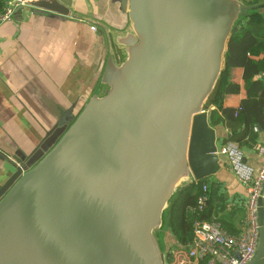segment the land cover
<instances>
[{
  "label": "water",
  "instance_id": "water-1",
  "mask_svg": "<svg viewBox=\"0 0 264 264\" xmlns=\"http://www.w3.org/2000/svg\"><path fill=\"white\" fill-rule=\"evenodd\" d=\"M25 5L99 26L109 52L78 114L0 187V264H166L172 197L220 167L208 113L227 42L264 2L121 0L122 31L73 12L70 0ZM257 216L246 264H264V183Z\"/></svg>",
  "mask_w": 264,
  "mask_h": 264
},
{
  "label": "crops",
  "instance_id": "crops-1",
  "mask_svg": "<svg viewBox=\"0 0 264 264\" xmlns=\"http://www.w3.org/2000/svg\"><path fill=\"white\" fill-rule=\"evenodd\" d=\"M70 2L73 12L110 29L122 31L127 26L121 0ZM92 25L96 28L92 29ZM108 49L99 26L26 5L17 7L10 20L0 23V187L16 167L31 166L52 146L64 129L51 131L57 123L65 126L66 118L78 114L99 82ZM229 76L240 83V69H230ZM243 96L242 90L227 94L223 104L236 108ZM209 107L212 108L210 104ZM213 128L218 147L226 140L227 130L220 125ZM258 144H264V132L259 134ZM242 149L246 161L257 168L260 158L255 149ZM219 163V170L205 179L207 187L212 183L216 189L212 219L225 216L239 231L244 218L245 191L224 167L222 156ZM191 182L183 183L179 189ZM165 232L171 236L167 228ZM174 247L171 253L180 262L183 257ZM188 264L196 263L190 260Z\"/></svg>",
  "mask_w": 264,
  "mask_h": 264
},
{
  "label": "trees",
  "instance_id": "trees-1",
  "mask_svg": "<svg viewBox=\"0 0 264 264\" xmlns=\"http://www.w3.org/2000/svg\"><path fill=\"white\" fill-rule=\"evenodd\" d=\"M0 0V13L4 7ZM264 8V6H263ZM240 69V83L229 76L230 69ZM264 11L253 9L241 17L236 30L231 34L224 54L223 69L218 85L210 99L208 121L213 127L227 130L226 140L236 142L241 148L254 150L258 137L264 132ZM243 91L244 96L236 108L224 106L227 94ZM206 180L193 181L179 189L172 197L166 210V228L171 234L169 247L183 248L192 240V223L196 219L211 220L214 211L215 185L207 187V200L201 209L197 198L202 194ZM230 234L238 231L225 216L217 219ZM173 254L166 253V262ZM198 264H203L199 262Z\"/></svg>",
  "mask_w": 264,
  "mask_h": 264
},
{
  "label": "built area",
  "instance_id": "built-area-1",
  "mask_svg": "<svg viewBox=\"0 0 264 264\" xmlns=\"http://www.w3.org/2000/svg\"><path fill=\"white\" fill-rule=\"evenodd\" d=\"M4 1L0 23L10 20L17 7L34 0ZM91 28L96 27L92 25ZM255 151L260 158L257 168L246 161L243 149L236 142L225 140L216 146L217 155L224 159V167L234 175L245 191L242 226L236 234H230L215 219L194 220L192 240L184 247L187 261L196 264H246L252 259L259 230L257 202L264 183V144H257ZM206 200L207 185L203 184L202 194L197 198L199 209L205 205Z\"/></svg>",
  "mask_w": 264,
  "mask_h": 264
},
{
  "label": "rangeland",
  "instance_id": "rangeland-1",
  "mask_svg": "<svg viewBox=\"0 0 264 264\" xmlns=\"http://www.w3.org/2000/svg\"><path fill=\"white\" fill-rule=\"evenodd\" d=\"M180 186H182V184ZM180 186L178 187L177 190H179ZM165 231H166V221H165V227L163 228V232H162L163 250H164V252L166 254L167 252H171L172 247L171 246L169 247V245L171 244L172 241H171L170 238H166V235H164L166 233ZM178 251H179V254L182 255L183 258L186 257V254H185L183 249L178 248ZM173 257L174 258H171V261L167 262L166 264H180L181 260H183V261L186 260V259L181 258L180 262H179V258H175V256H173ZM186 262H187L186 264H188L187 260H186Z\"/></svg>",
  "mask_w": 264,
  "mask_h": 264
}]
</instances>
